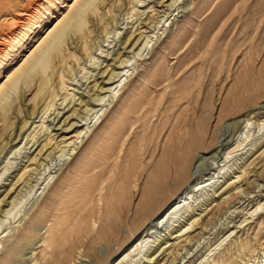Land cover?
Here are the masks:
<instances>
[{"label": "rangeland", "instance_id": "1", "mask_svg": "<svg viewBox=\"0 0 264 264\" xmlns=\"http://www.w3.org/2000/svg\"><path fill=\"white\" fill-rule=\"evenodd\" d=\"M74 3L0 0V85ZM100 7L84 31L68 36L65 63L43 75L64 72V85L59 76L40 91L37 80L19 81L0 102L8 120L0 121V264H103L110 252L120 255L119 243L88 250L94 207H116L117 194L123 206L137 205L133 187L162 160L161 152L145 159L149 146L180 121L204 143L193 174L211 183L148 232L142 255L118 264H264V0H103ZM18 13L22 23L10 21ZM143 106L146 120L129 127ZM119 126L129 128L124 141L113 131ZM117 137L121 154L130 152L123 163ZM93 163L100 168L90 176ZM105 177L112 199L83 194ZM81 195L92 212L83 234L67 225L55 233L72 212L67 203ZM120 232L121 242L133 235L129 224Z\"/></svg>", "mask_w": 264, "mask_h": 264}, {"label": "bare ground", "instance_id": "2", "mask_svg": "<svg viewBox=\"0 0 264 264\" xmlns=\"http://www.w3.org/2000/svg\"><path fill=\"white\" fill-rule=\"evenodd\" d=\"M101 4H103V0H75L74 5L68 7L70 11L69 14L61 22H59L58 25L54 29H52L51 31L50 29L46 31L47 36H45V38L44 36H42L38 40L37 42L38 46L36 50L30 51L31 52V54L29 53L30 56L29 57L26 56V59L22 61L23 63L21 62L22 64L18 65L17 70L11 75H8L7 80H6L7 83L0 85V102L6 96L9 89L16 88L19 81H23L24 83H29V80L31 81L32 79L37 80V82H39V91H40L46 85H49L50 82H51L50 85L52 86L55 78L59 76L62 81V85H64V79H65L64 72L57 73L56 75L54 71H52V73H48V78L50 77L49 82H48V78H45L43 75H45L49 71V69L52 68L53 70L54 67H57L56 65L58 63L60 64L65 63V58L64 56L60 57V53L64 52L65 50L68 36H70L71 33L77 34V33H81L82 31H84V27L86 26L87 15L92 14L91 16H93L97 14L99 8H101L100 7ZM86 5L88 6L90 5V6H89V11H86L88 13L85 15L84 12H82V8L86 7ZM22 16L19 15L18 13L17 17L14 19L13 18L10 19V21H14L15 23H22V20H23ZM93 33H94V30L90 29L87 35H91ZM248 35L250 36V33ZM5 50L6 49H4V47L2 46V48H0V53H4ZM45 54L46 56L44 57ZM72 58H75V56H72ZM57 59H60V60L57 61ZM54 62H57V63H54ZM148 112H149L148 110L144 111V106L142 108H139L137 112H133L132 114L133 115L136 114V115L129 116L127 120L128 126L131 127L135 123H139V122L143 123V121L146 120L145 118L147 117ZM34 114L35 112H33V115ZM0 117H1L0 119L1 122L5 123L8 121L7 114H3ZM170 118H173V116H171ZM124 119L125 118H123V120ZM122 124H125V123H122ZM140 127H143V126H140ZM172 127L174 128V131L172 132L169 131V133L167 131L166 133H162V132L160 133L161 135H159V138H158V140L160 141L159 145L149 146L147 150L145 159L148 158L149 162L155 158V155L157 152H161L162 160L159 162V164H157L155 170L151 174V178H149V180L144 186L141 187L139 186V183H137L138 185L136 184L133 187V190L131 192L133 199L135 200L137 197H140L138 204L137 205L134 203L131 205L129 204L130 205L129 207L123 206L125 202L123 200L122 194H117L116 199H115L116 204L114 203L115 204L114 206L116 207L113 206V203H112V206L114 208L111 207L112 209L109 208L110 210L108 209L107 204H102L101 206L100 204L99 205L97 204L94 207L95 213L97 214V216L95 215L94 217L96 218V221L93 222V225L92 223L90 224V226L92 225V229H90L91 231L89 230L90 232L88 233L87 236L85 235L86 238L89 237V240H88L89 243L88 244L86 243L87 245L85 244L88 247V250L94 251L96 249V246L98 245L112 246L114 243H119V245L123 249L122 253L118 256L116 255V253L119 251L113 252V253L110 252V254L105 257L106 259H105V262H103V264L124 263L125 260H127V258L132 256V254L135 252H138V256L142 255L145 250V246H144L146 242L145 239L149 237V235L152 233V230L158 229L160 225L164 223L167 219L171 220V218L174 217V215L179 213L180 210H182L183 201L187 200L186 197H188L190 194L196 193L200 189L205 188L211 183L210 181L211 179L210 180L207 179V181H201L203 179H200L199 177L196 178L195 175L193 174V165H194L195 159L196 157H198V154H200V150L204 149V143L202 139H199L197 134L195 135V133L192 132L191 130L192 127L189 122L186 123V121H180L178 123H173ZM124 128L121 127L120 129V126H119L120 131L116 129L115 127L113 129L115 135L116 133H118L119 136H122V141H124L123 138H125L127 131L129 129V128L124 129ZM82 135H83V131L78 133L76 139L77 140L80 139ZM165 136L167 138L166 139L167 143L166 141L165 143L163 142ZM117 138L115 140L116 144L118 146L121 145L120 147L121 149L123 147L121 143L122 141L120 142L121 144L117 143L119 140V137ZM122 151L123 150L121 149L119 153V157H118L121 163L125 162L126 159L128 160L130 156L129 151H125L123 152V154H121ZM131 156L133 157L132 154ZM149 162L147 163L145 162L144 165L146 166L144 167L143 170L141 169V173H140L141 174L140 177L142 176L141 178H143L144 175L147 173L149 169L148 167ZM86 168H88V173L91 174L92 172H95L97 169H99L100 166L95 165L93 163L90 165L87 164ZM92 174L90 176H92ZM95 177L97 176L94 175L93 178ZM107 178L105 177L104 179L102 178V180L100 181L98 180L99 183L96 182L98 184L97 185L95 184L96 185L95 189L92 188V186L94 185L93 184V185H90V188H87L86 190L85 189L82 190L83 194H85L86 197L88 196L91 197L90 195L91 194L93 195L94 193L97 195L99 194L101 201L105 197L108 199L109 198L112 199V196L108 197V195L104 194V190L107 189V186H108L109 178L108 179ZM86 187H89V186H86ZM227 193H229V191ZM75 194L76 193H74V195ZM77 194L80 195V192L78 193L77 191ZM79 195H76V196H79ZM78 198H76L74 202L67 203L68 205L71 204L70 209L72 212L70 213L68 212L69 215L67 214V218L69 219H67L66 222L61 223L60 224L61 226H58L57 230L54 229L55 233L58 232L59 228L65 225H67L68 232L71 231L73 228H75V226H78L79 229L77 228L78 231L76 232V234L81 233L80 228L82 225H84V220L88 218L90 216V213L92 212H90L91 209L89 210V206H91L90 203L88 204L86 203L87 201L85 202L84 200L81 201V198H83L82 195L81 197H78ZM226 199L228 200L229 197ZM107 203L110 206V203L108 201ZM100 211H102L103 213L101 217H98L99 216L98 213ZM109 211L112 212L111 215L108 214ZM78 217H80L79 218L80 220L79 219L77 220ZM91 218L92 217H90V221H91ZM97 221H100L101 223V226L97 224L99 226V229L95 228V224L97 223ZM192 222L193 224L196 223V221H192ZM121 224H129L131 227L132 234H133L130 237H125L122 242L120 241V237L122 235V232H120ZM146 233H147L146 237L142 236ZM82 234L83 233H81V235ZM181 237H183V235L177 236L176 239H180ZM54 239L56 240L55 237ZM177 247L178 246H173V244L170 245L169 249H172L170 251L171 252L170 254H173L174 251L177 249ZM113 256H114V259L110 261Z\"/></svg>", "mask_w": 264, "mask_h": 264}]
</instances>
